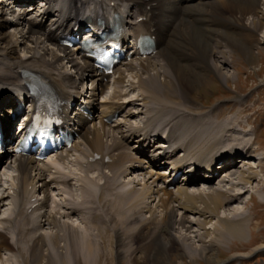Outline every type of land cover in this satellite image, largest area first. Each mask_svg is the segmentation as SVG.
<instances>
[{"label": "bare ground", "instance_id": "1", "mask_svg": "<svg viewBox=\"0 0 264 264\" xmlns=\"http://www.w3.org/2000/svg\"><path fill=\"white\" fill-rule=\"evenodd\" d=\"M0 10L18 11L11 19L0 16V109L16 106L14 97L26 95L35 79L67 100L65 108L76 102L75 116L65 119L80 137L56 159L64 165L72 154L81 171L72 175L33 155L0 149V158L8 156L7 171L17 170L5 184L0 178V208L9 199V212L0 218V264H170L177 251L179 263L199 258L222 264L225 244L230 250L234 241L251 244L255 215L234 204L249 192L261 194L253 183H264V156L255 167L246 160L261 149L258 132L246 138L235 127L244 130L247 124L218 121L217 109L202 111L188 96L211 73L227 85L237 78L236 54L246 53L254 62L262 53L244 44L246 36L259 37L264 28V0H0ZM87 22L105 30L118 26L125 41L157 37L156 54L143 58L136 50L115 68L113 90L102 100L96 95L106 92L105 76L78 55L79 47L68 50L60 43ZM7 25L11 32H1ZM80 81L92 86L74 97ZM130 89L137 94L129 95ZM7 96L11 99H2ZM82 105L95 109L98 120H89ZM118 110L121 117L108 125L105 117ZM2 123L11 138L13 120L5 116ZM235 154L243 159H231ZM218 161L221 173L211 179ZM163 165L174 171L188 167L185 182L170 189L176 180L165 176L169 168L161 170ZM204 167L211 174L200 173ZM71 180H77L79 192ZM216 181L218 187L207 186ZM196 182L205 186L191 190ZM52 183L63 198L50 195ZM221 210L230 213L220 215ZM213 219L218 224L211 232L207 225ZM255 250L264 251V244Z\"/></svg>", "mask_w": 264, "mask_h": 264}, {"label": "rangeland", "instance_id": "2", "mask_svg": "<svg viewBox=\"0 0 264 264\" xmlns=\"http://www.w3.org/2000/svg\"><path fill=\"white\" fill-rule=\"evenodd\" d=\"M7 1V0H6ZM9 1V0H8ZM33 13V12H32ZM35 14V13H34ZM34 14H31L33 16ZM2 13H0V16ZM4 17H12L9 14H4ZM3 27V26H2ZM234 27H229L228 31L233 30ZM10 25L5 26L1 29V32L7 33L10 31ZM242 32V28H241ZM245 33H253L252 31H245ZM254 34V33H253ZM255 35V34H254ZM254 35H248L245 38V44L247 47L254 49L256 52L258 49L262 50V53H258L256 56V60L254 62H251L246 53L242 54H236L232 61L234 66L237 68L238 71V77L232 79L227 85L224 83L221 79H219L215 74L211 73L207 76L206 81L207 83L200 87V89L197 90V92H193L189 97L190 102L196 106L199 107L202 111H207L209 109H217V112H214L215 116L217 115V119L219 120H234L237 124L242 122L241 124H247L246 128L242 130L241 128L235 127V130L242 131L243 136L246 135V138H252L253 132H258V145L261 149H259L256 153V158L253 159H246L249 161L251 165L254 167L258 164L259 157L264 156V28H262V31L259 32V37ZM229 41V36H228ZM262 46V47H260ZM52 47V46H50ZM55 50V49H54ZM21 53V52H20ZM64 61V60H63ZM65 64V62H64ZM232 71L233 67L231 68ZM66 70L72 74V71L66 63ZM128 72H126V75ZM110 80L108 82V92L112 89V80L113 77L108 78ZM128 87V86H127ZM126 87V89H128ZM82 87L78 88V91H81ZM131 96L136 95L137 91L129 90ZM98 99H103L104 97H107V92L103 94L97 95ZM216 119V120H217ZM250 120V124L246 123L247 120ZM244 122V123H243ZM219 125V123H218ZM245 133V134H244ZM70 154L68 161L63 165L60 162H55V157H50L49 161L52 163V165H55L56 167L62 169L64 172H67L69 174H81V171L78 168V165L76 164V157L71 156ZM179 155V154H178ZM54 161V162H53ZM57 164V165H56ZM241 166V165H240ZM5 166H0V178L3 176V171ZM12 174L10 177H6L9 175V173ZM5 175V177L1 178L4 179L2 181L3 184H5V178H12L16 174V170L14 167H11L8 170ZM93 176V175H91ZM46 178H49L46 176ZM229 179V178H226ZM256 183V182H254ZM253 183V188L259 190L261 194H256L253 192H249L252 194L251 198L252 200H249L250 194H245L242 199L246 202L248 201L247 205L244 206L245 202L241 199V202L243 203H235L234 205H238V207L241 206L242 210H246V212H252L255 215V220L253 221V233H254V240H251L250 245H246L240 242H233L231 245V250L229 244H225L222 253H220L219 257L222 261V264H264V251H256L255 249L257 246L264 244V183L259 187V184ZM71 188L77 193L80 190L77 189L79 186V183L77 180H71L70 181ZM53 185V186H52ZM51 189L53 191V195H57V199H61L64 196L59 194V189L53 188L57 186V184H50ZM49 186V188H50ZM218 187L219 183L216 181L215 183H212V185H207ZM8 187V186H7ZM63 187V186H62ZM61 187V189H62ZM208 188V187H207ZM260 188V189H259ZM191 190H196V188H190ZM253 189V190H254ZM255 189V190H256ZM67 190V189H64ZM2 192V191H1ZM51 192V191H50ZM52 195V193H50ZM67 197V194H64ZM41 196V195H40ZM51 198V197H50ZM7 201V200H6ZM52 200L50 199V202L48 203V207L51 206ZM8 202H6V205ZM3 202L2 208H0V217L3 215L6 216L8 214V207ZM245 208V209H244ZM225 212V213H224ZM230 213V211L221 210L220 215H225ZM190 219H196L197 215L189 214L188 215ZM79 215L74 216L75 222L78 223ZM217 219H213L208 225L207 228L212 232L215 226H217ZM46 229H50L51 226H45ZM193 230H199L197 226H194ZM251 237H249V240ZM248 240V241H249ZM248 247V248H247ZM179 251L175 252L173 256H175V259L171 261L170 264H215L212 260H189L184 259L181 263H179L178 258ZM244 255L242 258H238L237 255ZM139 256L141 254H138ZM234 256V257H233ZM108 257L106 256L105 259ZM244 258V259H243ZM115 260H113L110 264H114ZM106 260V264H107ZM83 264V263H81ZM169 264V263H166Z\"/></svg>", "mask_w": 264, "mask_h": 264}]
</instances>
